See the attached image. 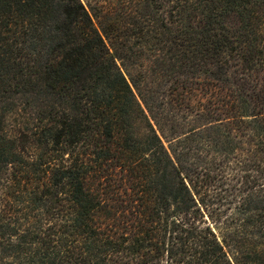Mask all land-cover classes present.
<instances>
[{
    "label": "trees",
    "instance_id": "16d2710c",
    "mask_svg": "<svg viewBox=\"0 0 264 264\" xmlns=\"http://www.w3.org/2000/svg\"><path fill=\"white\" fill-rule=\"evenodd\" d=\"M152 1L160 78L83 0H0V264H264V0Z\"/></svg>",
    "mask_w": 264,
    "mask_h": 264
},
{
    "label": "rangeland",
    "instance_id": "374dc122",
    "mask_svg": "<svg viewBox=\"0 0 264 264\" xmlns=\"http://www.w3.org/2000/svg\"><path fill=\"white\" fill-rule=\"evenodd\" d=\"M83 1L89 4L94 21L106 31L108 36H111L110 39H113V42L117 44L125 42L134 49L142 50L139 52V54L142 53L141 58H133L136 60L135 64L123 67L125 73L136 78L144 74L159 78L166 76L173 58H158L156 55L161 53L157 48L166 46L158 40L167 37V29L160 30L158 26L161 22L165 27L170 26L167 5L159 10L156 8V2L152 0ZM158 32L163 35H159ZM125 52V48L123 51L117 49V54H125ZM155 52L156 55L151 56V53Z\"/></svg>",
    "mask_w": 264,
    "mask_h": 264
}]
</instances>
